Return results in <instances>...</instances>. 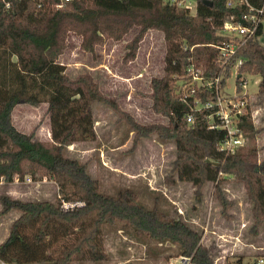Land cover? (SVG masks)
Here are the masks:
<instances>
[{
    "label": "trees",
    "instance_id": "obj_1",
    "mask_svg": "<svg viewBox=\"0 0 264 264\" xmlns=\"http://www.w3.org/2000/svg\"><path fill=\"white\" fill-rule=\"evenodd\" d=\"M252 2L261 5L263 0ZM59 3L61 7L56 6ZM233 14L239 18L241 12L228 6L227 0H198L196 14L164 0H0V182H13L29 174L50 177L59 187L56 201L1 196V212L14 210L19 216L0 244V259L10 264L103 261L108 258L106 227L122 224L141 237L147 234L159 242L178 244L181 255L194 264H215L200 233L184 220L173 218L158 206L149 207L134 189L102 192L86 164L69 156L70 144L97 137L95 102L116 106L90 75L67 76L59 59L67 48L69 32L81 35L82 46L94 52L107 37L121 40L136 28L138 33L127 55L131 58L148 30L162 32L165 74L152 79V97L155 111L169 117L170 123L143 127L132 119L134 130L173 140L178 178L192 182L197 191L215 182L224 208L231 203L223 196L221 184L231 177L244 182L253 203L255 225H264V164L258 163L257 146L251 144L227 154L221 149L225 131L209 127L207 115L214 109L194 110L195 99L212 100L215 92L197 88L189 95L190 67L200 69L208 80L221 76L224 86L241 58L236 96H242V77L247 74L260 77L259 93L264 95V44L259 41L264 27L240 45L227 69L218 63L219 49L212 44L227 39L220 30ZM43 102L48 104L50 115V142L21 131L13 121L18 104L38 106ZM249 105L248 101L239 124L247 138L254 139L259 130ZM190 113L193 123L187 122ZM64 201L82 204L64 209Z\"/></svg>",
    "mask_w": 264,
    "mask_h": 264
},
{
    "label": "rangeland",
    "instance_id": "obj_2",
    "mask_svg": "<svg viewBox=\"0 0 264 264\" xmlns=\"http://www.w3.org/2000/svg\"><path fill=\"white\" fill-rule=\"evenodd\" d=\"M191 13L194 4L185 1ZM138 33L134 28L121 40L107 37L94 52L82 46V36L69 32L67 48L59 61L65 65L69 78L87 74L99 85L103 94L115 101L117 108L95 102L94 119L97 137L92 141L72 143L68 154L86 164L89 173L98 179L101 191L116 194L122 188L134 189L149 207L158 206L173 218L184 220L198 231L202 244L215 264H261L264 260V225L256 227L253 203L244 182L234 177L222 184L223 196L231 203L224 208L216 183L208 182L200 191L189 181H182L174 171L177 150L173 140L136 132L131 120L143 127L169 125V117L153 107L152 79L165 74L166 41L162 32L148 30L135 57H127L129 45ZM259 41L264 44V35ZM242 89L249 101L252 117L259 130L254 139L245 135L247 149L255 144L258 163L264 164V95L259 93L260 77L243 75ZM226 87V84H225ZM236 94V74L227 79L225 95ZM14 124L37 139L52 141L48 104H18L13 112ZM241 148V149H242ZM11 195L23 200L56 201L58 184L50 177L16 178L0 182V198ZM0 200V244L8 237L10 227L19 216L17 211L2 213ZM103 261H74L70 264H194L181 255L178 244L159 242L147 234L139 236L133 228L107 226ZM28 264H50L33 262Z\"/></svg>",
    "mask_w": 264,
    "mask_h": 264
},
{
    "label": "built area",
    "instance_id": "obj_3",
    "mask_svg": "<svg viewBox=\"0 0 264 264\" xmlns=\"http://www.w3.org/2000/svg\"><path fill=\"white\" fill-rule=\"evenodd\" d=\"M70 1V0H63ZM166 3L176 5L179 8L187 9L190 7L186 5L185 1L194 4L195 13L198 9V0H164ZM227 5L235 8L241 12L240 17L232 15L227 19L220 30V34L227 37L216 44H212L219 49L218 63L223 69H227L232 65L236 54L246 40L251 39L257 35L261 27H264V0L261 5H255L252 0H227ZM61 7L62 4H57ZM6 7H10V3L6 2ZM191 12V11H190ZM243 64V59H239L235 66L231 69V75L237 74L238 67ZM192 77V89L189 95H194L197 88L202 90L215 92V98L202 102L201 99H195L194 110L199 111L203 109H214L207 118L209 120V127L212 129H219L225 131V138L221 142V149L227 154H235L245 144V134L240 127V116L247 112L246 105L248 104L247 94L242 92V96L225 95L226 87L221 84L222 77L218 76L214 80H208L201 74L200 69L194 66L189 68ZM242 86L246 87L247 79L243 78ZM187 95L184 96V100ZM187 101V100H185ZM187 122H194V115L190 113L187 115ZM82 202H66L64 201L62 207L64 209L74 208L81 205ZM264 264V260L261 261ZM0 264H10L9 262L0 259Z\"/></svg>",
    "mask_w": 264,
    "mask_h": 264
}]
</instances>
